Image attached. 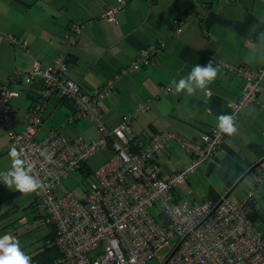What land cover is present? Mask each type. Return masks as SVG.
I'll use <instances>...</instances> for the list:
<instances>
[{
    "label": "crops",
    "instance_id": "1",
    "mask_svg": "<svg viewBox=\"0 0 264 264\" xmlns=\"http://www.w3.org/2000/svg\"><path fill=\"white\" fill-rule=\"evenodd\" d=\"M117 5L118 0H0V89L7 86L20 92L11 102L15 131L25 129L34 98L41 91L40 80L28 84L22 77L30 72L35 59L43 66H50L59 55L69 56L66 75L83 92L95 91L115 80L111 94L100 102L102 122L107 128L117 127L126 115L140 105H147L148 109L131 122L133 144L138 142L141 146L154 134L165 131L197 140L202 132L215 126L214 116L228 113L231 104L248 87V81L235 68L264 67V0H125L116 12V21L100 18L104 10ZM75 22H84V26L76 43L68 45L67 38ZM9 35L26 40L27 47L12 44ZM155 44H161L160 50L145 66L120 74L143 48ZM209 62L218 66V72L204 88L193 94L176 93L172 89L173 78L186 76L196 63L203 66ZM166 85L171 90L164 94L160 88ZM207 90L211 91L210 96ZM54 97L46 102L44 123L37 138H44L51 129H58L68 139L76 138L70 136L69 123L63 127L71 110L69 102ZM18 105L24 107L21 116ZM50 105L52 109L48 113ZM79 121L81 137L90 140L100 136L101 131L97 134L85 123L88 119ZM235 123L237 131L226 134L220 149L187 182L199 177L206 181L211 174L233 187L243 174L264 159V80L256 103L238 113ZM3 129L0 126V132L5 133ZM3 140L0 137V156L8 153L11 146H5ZM171 144L169 149L180 147L176 141ZM109 148L110 156L113 150ZM159 160L158 154L155 157L158 166ZM10 162L7 155L2 170L9 168ZM189 162L188 159L169 173H159L168 177ZM252 175L245 192L252 188ZM262 186L257 189L255 202L264 213V203L257 196L260 190L264 196ZM226 192L221 187L213 188L209 199L201 201L219 202L229 191ZM255 225L264 234L263 219Z\"/></svg>",
    "mask_w": 264,
    "mask_h": 264
},
{
    "label": "built area",
    "instance_id": "2",
    "mask_svg": "<svg viewBox=\"0 0 264 264\" xmlns=\"http://www.w3.org/2000/svg\"><path fill=\"white\" fill-rule=\"evenodd\" d=\"M124 4L125 0H118V5L104 10L100 18L116 21V12ZM83 26L84 22L72 24L68 45L76 43ZM180 31L178 28L177 32ZM9 40L27 47L26 40H18L14 35H9ZM160 47L161 44H155L143 48L120 74L145 66ZM68 63L67 55H59L50 66L35 59L30 72L22 75L28 84L36 79L41 82V91L32 103L22 132L13 128L11 104L19 94L7 86L0 89V125L11 145L21 149V156L32 165V174L41 181V186L32 193L46 210V222L56 228L61 256L52 264H152L157 251L170 246L174 238L178 240L166 264H264V234L248 218L245 200L239 204L230 199L220 203L188 201L177 191L220 149L226 134L213 126L197 140H189L174 131H165L154 134L148 143L138 147L132 142L131 122L148 106L140 105L117 127H105L100 102L111 94L115 80L95 91L83 92L66 75ZM235 71L249 83L230 106L228 113H235L236 120L238 113L256 103L264 67L255 70L239 66ZM160 90L166 94L171 86H162ZM206 93L211 95L210 90ZM52 95L69 102L67 122L88 119L100 129V136L90 140L81 136L68 139L58 129H51L38 139L44 108ZM171 141L189 154L190 162L164 178L155 157L169 149ZM109 147L113 152L94 171L93 183L84 199L72 192L57 195L56 188L64 177L84 166L99 149ZM48 155L51 160L45 158ZM253 176L246 198H252L258 187L264 185V163ZM154 207L159 210L157 215L151 212Z\"/></svg>",
    "mask_w": 264,
    "mask_h": 264
},
{
    "label": "rangeland",
    "instance_id": "3",
    "mask_svg": "<svg viewBox=\"0 0 264 264\" xmlns=\"http://www.w3.org/2000/svg\"><path fill=\"white\" fill-rule=\"evenodd\" d=\"M23 85L27 86L26 84ZM23 90L24 89L22 87L21 94H23ZM54 98L59 99L60 97L58 95H55ZM63 106L65 107V110H67V107L65 105H61L59 107H63ZM49 108L50 109L48 110V113L52 109L51 105L49 106ZM19 109L21 116V114L24 111V107L18 105L17 112H19ZM57 115L58 113H56V116ZM81 123H82L81 121L75 123L66 122V124L63 125V127L68 124V127L72 131V133L70 134L71 137L81 136L83 135V133L79 132L81 128L80 127ZM85 123L89 125L90 128L92 127V129L98 134L100 130H98V128L94 124H92L90 121ZM90 131L91 133L89 134L92 135L93 131L92 130ZM65 135L68 136L67 134ZM39 136L42 137L41 135ZM0 137L4 139L2 142L5 146L8 147L9 145H11L6 130L5 133L0 132ZM170 146H173V144L170 143ZM110 152H111L110 148L99 149L95 154H93L89 158L88 167L91 169L90 174L83 172L80 169L71 171L69 175L64 177L61 183L57 186L56 191L58 195L63 196L65 193L72 192L78 198L84 199L86 192L93 183L94 171L106 160ZM7 155L8 153L0 156V170H2L4 165H6ZM159 157H160L159 160L160 165L158 166V168L159 171H161L163 174L169 173L173 169L186 163L188 159L190 160L189 154L181 147L166 149L159 154ZM9 159L11 161L10 156ZM10 166H11V162H10ZM250 182H251L250 177L245 178L234 189V191L229 196V199L235 204L241 203V201H243V199L246 196V192H245L247 190L246 185L249 184ZM250 186L252 185L250 184ZM219 187L227 189L228 192L232 186H227L226 184H224L221 178L216 179L215 177H211L210 174V178H208L206 181L204 180V178L199 177L198 180L195 181L191 180L190 182L183 183L178 187L177 191L182 196V199L188 201H192V200L201 201L203 199H209V194L211 190L213 188H219ZM261 193L262 191L260 190L257 196L264 203V196H262ZM33 196L34 195L31 192L23 193L16 190L13 187L6 186L5 184L1 185L0 235L9 233L17 237L23 249L27 253H32L33 251H35V249L42 244L43 237L46 236L50 231L49 225L43 220V216H45L46 211L43 208H40L38 205H33V206L30 205L33 202L34 199ZM158 211L159 210L157 207L151 209L153 215H157ZM177 240L178 238H174L171 241L170 246L164 247L163 249L157 251L156 258L152 262V264H163L167 256L169 255L171 249L176 244Z\"/></svg>",
    "mask_w": 264,
    "mask_h": 264
},
{
    "label": "clouds",
    "instance_id": "4",
    "mask_svg": "<svg viewBox=\"0 0 264 264\" xmlns=\"http://www.w3.org/2000/svg\"><path fill=\"white\" fill-rule=\"evenodd\" d=\"M217 72L218 66H213L212 62L203 66L196 63L186 76L171 80L172 89L176 93L193 94L197 89L204 88L214 80ZM234 121L235 113L222 112L214 116L215 127L221 134L235 133L237 126ZM20 153L21 149L15 145L9 147L8 155L11 157V166L6 170H0V182L23 193L34 192L41 186V181L32 174V165L28 164ZM45 158L51 160V155ZM0 264H34V261L31 255L23 249L17 237L5 233L0 235Z\"/></svg>",
    "mask_w": 264,
    "mask_h": 264
},
{
    "label": "trees",
    "instance_id": "5",
    "mask_svg": "<svg viewBox=\"0 0 264 264\" xmlns=\"http://www.w3.org/2000/svg\"><path fill=\"white\" fill-rule=\"evenodd\" d=\"M68 60H69V56H68ZM35 99L36 98H34V100ZM134 141H135V139H133L132 142H134ZM137 145H138V147H141V145L138 142H137ZM80 170L90 174L91 169L88 167V161L86 162V164L84 166H82L80 168ZM255 172L256 171H254L252 174H254ZM247 192H246V194H247ZM33 197H34L33 202L30 205L31 206L38 205L40 208H43L40 206V204L36 200L35 196H33ZM243 200L246 201L245 206L247 208L248 218L252 221V223H254V224L258 223L259 219H263V221H264V213L261 211L260 208H258V206H256V202H255L256 193L254 195H252V198H246L245 197ZM43 209L45 210V208H43ZM46 218H47V213L45 214V216H43V220L45 222H46ZM46 223L50 227L49 233L43 237L42 244L39 245L35 249V251H33L32 253H29L31 255L32 260L34 261V264H52L55 260H57L61 256V250H60L58 243H57L56 228L52 223H48V222H46Z\"/></svg>",
    "mask_w": 264,
    "mask_h": 264
},
{
    "label": "water",
    "instance_id": "6",
    "mask_svg": "<svg viewBox=\"0 0 264 264\" xmlns=\"http://www.w3.org/2000/svg\"><path fill=\"white\" fill-rule=\"evenodd\" d=\"M264 163V159H262L260 162L256 163L253 167H251L245 174L242 175V177L234 184V186L229 190V192L224 196L223 199H229V196L231 195V193L234 191V189L247 177H249L255 170H257L262 164ZM222 199V200H223ZM221 200V201H222ZM220 201V202H221ZM219 202V203H220ZM216 209V208H215ZM215 209L213 210V212L215 211ZM212 212V213H213ZM211 213V214H212ZM210 214V215H211ZM209 215V216H210ZM208 216V217H209ZM179 245L174 249L173 253H175V251L178 249ZM172 253V255H173ZM168 261V259L166 260V262L164 264H166Z\"/></svg>",
    "mask_w": 264,
    "mask_h": 264
},
{
    "label": "bare ground",
    "instance_id": "7",
    "mask_svg": "<svg viewBox=\"0 0 264 264\" xmlns=\"http://www.w3.org/2000/svg\"><path fill=\"white\" fill-rule=\"evenodd\" d=\"M108 9V8H107ZM114 86H115V84H114Z\"/></svg>",
    "mask_w": 264,
    "mask_h": 264
}]
</instances>
